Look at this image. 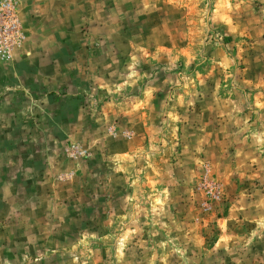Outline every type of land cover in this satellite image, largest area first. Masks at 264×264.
Here are the masks:
<instances>
[{
  "label": "rangeland",
  "instance_id": "obj_1",
  "mask_svg": "<svg viewBox=\"0 0 264 264\" xmlns=\"http://www.w3.org/2000/svg\"><path fill=\"white\" fill-rule=\"evenodd\" d=\"M25 3L0 264H264V0Z\"/></svg>",
  "mask_w": 264,
  "mask_h": 264
},
{
  "label": "crops",
  "instance_id": "obj_2",
  "mask_svg": "<svg viewBox=\"0 0 264 264\" xmlns=\"http://www.w3.org/2000/svg\"><path fill=\"white\" fill-rule=\"evenodd\" d=\"M27 2L29 0H26ZM25 4L24 6V11L23 12V20H22V27L23 30L29 32L30 35H28L27 39L30 38L33 33H34V21H33V17L30 15H28V8L26 6L25 0L23 2ZM30 28V29H28ZM31 55H26L23 54L22 51H15L14 54L12 55V57L10 59H8L7 61H3L0 62V105H7V101L2 102L4 100H6L10 94H12V92H14L13 94L16 96L22 95L25 96L26 91L28 90L27 88L32 87V79L33 82L36 81L35 79L38 77L40 78H45V75H48L44 72H42L41 69L32 66L31 65ZM53 69V68H52ZM55 73L54 70H52V75ZM43 80L40 81V89L41 88H46L42 85ZM39 89V90H40ZM64 90V89H63ZM67 93H69V91L66 89L64 90ZM39 92V91H38ZM46 98V100L44 99ZM42 102H46L48 103V106H50L52 104V102L54 101V99H52V95L51 94H47L44 97H42ZM60 101V99H59ZM41 102V103H42ZM9 105V104H8ZM1 112V111H0ZM0 118H2V116H0ZM1 122V121H0ZM18 130H17V139H20V135L23 134V130L19 129V127L21 125H24V123L21 122V124H18ZM2 163H0V172H2ZM1 175V173H0ZM2 180H7V177L5 176H0V181ZM5 182V181H4ZM2 183V182H1ZM0 183V184H1ZM3 189V186L0 187V190Z\"/></svg>",
  "mask_w": 264,
  "mask_h": 264
},
{
  "label": "built area",
  "instance_id": "obj_3",
  "mask_svg": "<svg viewBox=\"0 0 264 264\" xmlns=\"http://www.w3.org/2000/svg\"><path fill=\"white\" fill-rule=\"evenodd\" d=\"M20 0H0V62L7 61L25 40Z\"/></svg>",
  "mask_w": 264,
  "mask_h": 264
}]
</instances>
